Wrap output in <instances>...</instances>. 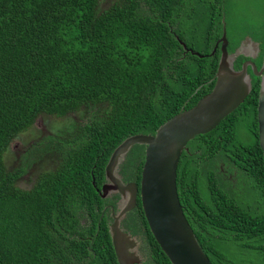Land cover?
<instances>
[{
	"label": "trees",
	"instance_id": "trees-1",
	"mask_svg": "<svg viewBox=\"0 0 264 264\" xmlns=\"http://www.w3.org/2000/svg\"><path fill=\"white\" fill-rule=\"evenodd\" d=\"M221 2L0 0V264H119L103 209L115 199L98 190L105 165L125 137L154 133L212 88L222 34L212 18H221ZM198 5L210 21L184 30L181 20ZM251 76L244 101L189 140L177 167L183 211L213 264H237L221 248L227 242L264 260L260 80ZM42 114L66 119L9 169L11 142ZM144 148L133 145L120 162L124 181L139 182ZM48 157L31 187L17 184L29 160ZM123 224L141 236V264H172L139 198Z\"/></svg>",
	"mask_w": 264,
	"mask_h": 264
},
{
	"label": "water",
	"instance_id": "water-1",
	"mask_svg": "<svg viewBox=\"0 0 264 264\" xmlns=\"http://www.w3.org/2000/svg\"><path fill=\"white\" fill-rule=\"evenodd\" d=\"M219 42L220 56L212 88L195 104L182 107L162 122L154 133L128 135L109 156L100 194L102 197L112 192L120 195L118 210L108 227L119 264H136L142 259L139 249L141 239L137 234L123 230L120 225L121 218L135 207L138 194L149 229L172 264H213L183 211L176 183L177 167L188 141L213 129L247 97L252 87L248 65L255 75L260 76L257 121L264 160V61L258 69L249 58L236 68L235 58L240 54L253 57L249 45L256 47V42L247 38L229 51L226 33L222 30L212 52ZM135 144L145 145L141 177L139 182L124 181L118 172L119 164Z\"/></svg>",
	"mask_w": 264,
	"mask_h": 264
},
{
	"label": "rangeland",
	"instance_id": "rangeland-1",
	"mask_svg": "<svg viewBox=\"0 0 264 264\" xmlns=\"http://www.w3.org/2000/svg\"><path fill=\"white\" fill-rule=\"evenodd\" d=\"M219 5L222 8L220 11L221 18H218L219 13L216 11L217 15L215 17L213 16L212 19L215 24L218 23V19L221 21V28L225 30L227 43H241L248 38L256 42L259 46L258 48H261L264 43V0H222ZM202 8H204L203 5L196 6L189 17L181 20V25L184 30L192 31L200 24L202 28L206 26L207 22L210 21L211 14L207 8ZM199 42L200 43L197 45H201V41ZM249 51L252 52L253 50L249 49ZM65 119L66 117H56L48 114L38 116L35 123L29 129L22 132L19 137L11 142L9 151L5 153L6 166L10 169L20 165L23 160L21 155L32 147L31 142L34 140L37 141V139L41 138L43 135L46 136L57 132L53 131L57 129L52 126V122L63 124ZM239 129L242 138L246 139L248 135L245 124L240 123ZM50 161L51 157L40 161H35L33 159L29 160L28 169L23 173L21 178L18 179L17 184L23 188L31 187L35 181L38 170L43 167H48ZM221 248L226 255L232 257L237 264H264V260H262L256 252L246 249L239 251L234 242L221 244ZM139 249L141 250L140 255L142 259L140 263L136 264H141L144 260L142 242L139 245Z\"/></svg>",
	"mask_w": 264,
	"mask_h": 264
},
{
	"label": "flooded vegetation",
	"instance_id": "flooded-vegetation-1",
	"mask_svg": "<svg viewBox=\"0 0 264 264\" xmlns=\"http://www.w3.org/2000/svg\"><path fill=\"white\" fill-rule=\"evenodd\" d=\"M239 43L240 42H236V43H234L235 45H234V47H233V49H230L229 47V45L231 44V43H229L228 42V44H227V49L229 50V51H233L234 50V48H236L238 45H239ZM257 44V43H256ZM264 44V43H263ZM217 45H220V42L217 44ZM251 48H249V49H252L253 51L251 52L252 53V56L253 57H250V56H245V55H243V54H240V55H238L236 58H235V60L234 61H236L237 59H239V56H242L241 57V60H240V67H241V64L244 62V61H246V60H248L249 58H251L253 61H254V63L256 64V66H257V68L259 69L260 67H261V65H262V63H263V61H264V58H263V52H264V46L262 45V47L261 48H258L259 46H258V44L256 45V47H253L252 45H249ZM247 70H248V72L250 73V71L252 72V69H251V67H250V65H248L247 66ZM253 73V72H252ZM251 73V74H252ZM250 74V75H251ZM253 75L254 76H257V75H255L254 73H253ZM259 77V80H260V76H258ZM251 79H252V76H251ZM260 83V82H259ZM104 177H105V175H104ZM105 181V180H104ZM103 184V183H102ZM102 186V185H101ZM98 189V188H97ZM101 189V187L98 189V190H100ZM116 196V197H115ZM106 197H108L109 199L111 198V200H113V199H115L114 200V202H112V201H108L105 205H104V207H103V209L104 210H106V211H108V217H107V222H108V227H109V225L113 222V214H114V212H116L117 210H118V201H119V198H120V195H119V193H116V192H112V193H110L108 196H106ZM105 198V197H104ZM138 198L140 199V196H139V194L137 195V203H136V205H135V207L132 209V210H130V211H128L124 216H123V218H121V220H120V225H121V228L123 229V230H125V231H128V232H130L127 228H126V226L123 224V220L127 217V215H129V213L131 212V211H133L137 206H138ZM131 233V232H130ZM132 234V233H131ZM137 235H138V233H136ZM138 237L141 239V236L140 235H138Z\"/></svg>",
	"mask_w": 264,
	"mask_h": 264
}]
</instances>
